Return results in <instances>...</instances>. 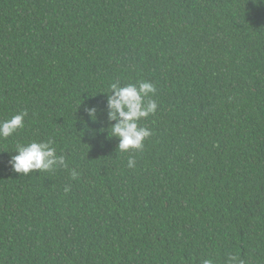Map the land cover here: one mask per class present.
<instances>
[{"label":"trees","instance_id":"16d2710c","mask_svg":"<svg viewBox=\"0 0 264 264\" xmlns=\"http://www.w3.org/2000/svg\"><path fill=\"white\" fill-rule=\"evenodd\" d=\"M141 80L151 135L120 152L109 86ZM21 111L0 264H264V0H0V121ZM33 140L67 167L14 172Z\"/></svg>","mask_w":264,"mask_h":264},{"label":"clouds","instance_id":"9594fccd","mask_svg":"<svg viewBox=\"0 0 264 264\" xmlns=\"http://www.w3.org/2000/svg\"><path fill=\"white\" fill-rule=\"evenodd\" d=\"M109 93H111L108 96L109 120L117 121L106 130L109 138L119 139L117 149L120 152L142 150L144 141L151 135V131L141 126L140 122L154 115L157 110L156 100L152 98L156 94V87L145 80L124 86L116 81L110 84ZM87 111L91 119L95 120L96 110L93 108ZM27 115V111H21L10 119L0 121V139H7L18 129H22ZM15 151L17 154L11 157L9 163L16 173L27 175L37 170L51 172L58 167H67L64 157L56 154V149L50 140L46 142L33 140L27 144H18ZM134 166V159L129 157L128 167ZM77 175L76 171L72 170V178L75 179ZM64 190L69 191L67 187ZM201 264H214V262L212 259H203ZM225 264H243V261L235 255L228 254Z\"/></svg>","mask_w":264,"mask_h":264}]
</instances>
